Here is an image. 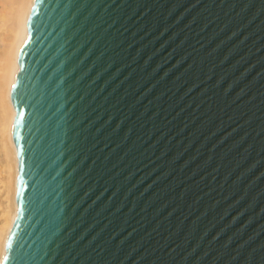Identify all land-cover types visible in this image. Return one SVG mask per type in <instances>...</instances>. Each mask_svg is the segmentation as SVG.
Here are the masks:
<instances>
[{
  "label": "water",
  "instance_id": "water-1",
  "mask_svg": "<svg viewBox=\"0 0 264 264\" xmlns=\"http://www.w3.org/2000/svg\"><path fill=\"white\" fill-rule=\"evenodd\" d=\"M28 33L1 264H264V0H35Z\"/></svg>",
  "mask_w": 264,
  "mask_h": 264
},
{
  "label": "bare ground",
  "instance_id": "bare-ground-1",
  "mask_svg": "<svg viewBox=\"0 0 264 264\" xmlns=\"http://www.w3.org/2000/svg\"><path fill=\"white\" fill-rule=\"evenodd\" d=\"M35 0H0V264L18 215L19 158L13 138L17 110L12 89L20 69L19 54L29 36Z\"/></svg>",
  "mask_w": 264,
  "mask_h": 264
},
{
  "label": "rangeland",
  "instance_id": "rangeland-1",
  "mask_svg": "<svg viewBox=\"0 0 264 264\" xmlns=\"http://www.w3.org/2000/svg\"><path fill=\"white\" fill-rule=\"evenodd\" d=\"M1 45V44H0Z\"/></svg>",
  "mask_w": 264,
  "mask_h": 264
}]
</instances>
